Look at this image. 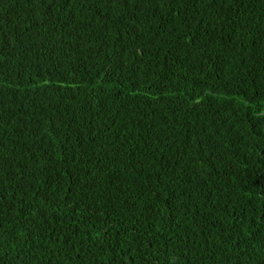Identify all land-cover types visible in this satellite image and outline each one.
<instances>
[{"label":"trees","instance_id":"obj_1","mask_svg":"<svg viewBox=\"0 0 264 264\" xmlns=\"http://www.w3.org/2000/svg\"><path fill=\"white\" fill-rule=\"evenodd\" d=\"M0 264H264V0H0Z\"/></svg>","mask_w":264,"mask_h":264}]
</instances>
